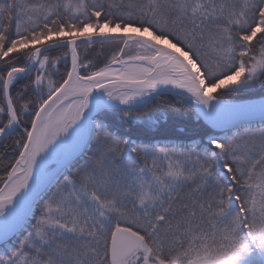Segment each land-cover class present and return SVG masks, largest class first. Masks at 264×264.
I'll return each mask as SVG.
<instances>
[{"label": "snow or ice", "instance_id": "obj_1", "mask_svg": "<svg viewBox=\"0 0 264 264\" xmlns=\"http://www.w3.org/2000/svg\"><path fill=\"white\" fill-rule=\"evenodd\" d=\"M0 264H264V0H0Z\"/></svg>", "mask_w": 264, "mask_h": 264}]
</instances>
